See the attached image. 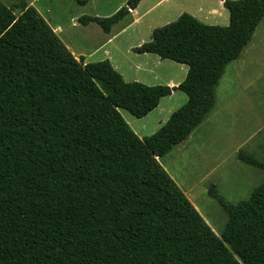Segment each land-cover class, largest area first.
<instances>
[{
  "label": "trees",
  "instance_id": "16d2710c",
  "mask_svg": "<svg viewBox=\"0 0 264 264\" xmlns=\"http://www.w3.org/2000/svg\"><path fill=\"white\" fill-rule=\"evenodd\" d=\"M141 1L78 22L109 34ZM219 1L227 26L183 13L135 48L185 65L176 87L77 60L32 6L0 2V264H264V182L236 205L209 186L227 216L218 237L158 161L211 113L226 66L264 19V0ZM175 91L186 103L149 137L119 112L142 119Z\"/></svg>",
  "mask_w": 264,
  "mask_h": 264
},
{
  "label": "rangeland",
  "instance_id": "374dc122",
  "mask_svg": "<svg viewBox=\"0 0 264 264\" xmlns=\"http://www.w3.org/2000/svg\"><path fill=\"white\" fill-rule=\"evenodd\" d=\"M24 1L57 30V37L76 58L82 57L85 63L108 60L125 82L147 86H178L187 73L185 65L135 52L151 40L154 29L175 22L183 13L209 26L229 23L228 12L219 0H142L132 14L105 34L96 24L83 26L78 19L110 17L126 0H88L85 6L73 0ZM0 2L11 7L18 0ZM14 14L18 16L19 11ZM186 100L185 94L175 91L142 119L119 112L139 138L149 137ZM240 151L264 165V19L240 57L226 66L208 117L186 141L158 160L218 237L227 216L208 195L209 186L215 185L227 203L236 205L264 182V169L239 161Z\"/></svg>",
  "mask_w": 264,
  "mask_h": 264
},
{
  "label": "crops",
  "instance_id": "0c3cea01",
  "mask_svg": "<svg viewBox=\"0 0 264 264\" xmlns=\"http://www.w3.org/2000/svg\"><path fill=\"white\" fill-rule=\"evenodd\" d=\"M221 2H222V1H221ZM30 5H31V3L28 4V6H30ZM35 10H36V9H35ZM132 12H134V11H132ZM131 14H132V13H131ZM191 16H193V15H191ZM194 18H195V17H194ZM51 29H52V28H51ZM53 31H54L55 34H57V32H56L57 30L53 29ZM110 32H111V31H110ZM109 34H110V33H109ZM65 47H66V46H65ZM68 51H69V50H68ZM70 53H71V52H70ZM71 54L75 57V59L79 60L78 58H76V56H75L73 53H71ZM81 58H82V57H81ZM83 61H84V59H83ZM84 63H85V62H84ZM174 87H176V86H174ZM194 131H195V130H194ZM194 131H193V132H194ZM193 132H192V133H193ZM187 139H188V138H187ZM187 139H186V140H187ZM186 140H185V141H186Z\"/></svg>",
  "mask_w": 264,
  "mask_h": 264
}]
</instances>
